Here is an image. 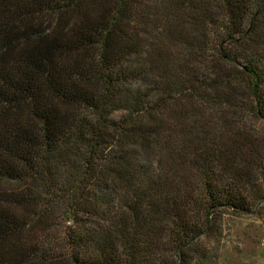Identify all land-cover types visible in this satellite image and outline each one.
<instances>
[{"label":"trees","instance_id":"trees-1","mask_svg":"<svg viewBox=\"0 0 264 264\" xmlns=\"http://www.w3.org/2000/svg\"><path fill=\"white\" fill-rule=\"evenodd\" d=\"M248 120L264 0H0V264H189L262 199Z\"/></svg>","mask_w":264,"mask_h":264},{"label":"rangeland","instance_id":"rangeland-1","mask_svg":"<svg viewBox=\"0 0 264 264\" xmlns=\"http://www.w3.org/2000/svg\"><path fill=\"white\" fill-rule=\"evenodd\" d=\"M247 126L264 132L260 122L248 120ZM254 176L262 199H253L251 212L246 214L221 210L219 219L211 223L213 231L197 241L196 254H189V264H264V172L256 171Z\"/></svg>","mask_w":264,"mask_h":264}]
</instances>
